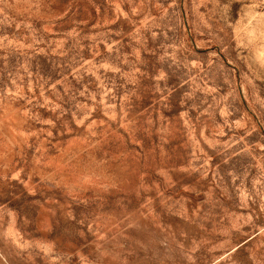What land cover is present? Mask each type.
Segmentation results:
<instances>
[{
    "label": "rangeland",
    "instance_id": "1",
    "mask_svg": "<svg viewBox=\"0 0 264 264\" xmlns=\"http://www.w3.org/2000/svg\"><path fill=\"white\" fill-rule=\"evenodd\" d=\"M0 264H264V0H0Z\"/></svg>",
    "mask_w": 264,
    "mask_h": 264
}]
</instances>
